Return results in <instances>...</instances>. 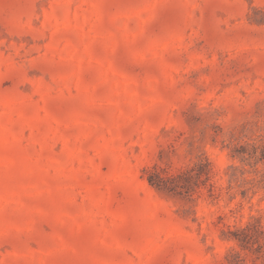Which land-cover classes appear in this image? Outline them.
<instances>
[{"label":"rangeland","instance_id":"rangeland-1","mask_svg":"<svg viewBox=\"0 0 264 264\" xmlns=\"http://www.w3.org/2000/svg\"><path fill=\"white\" fill-rule=\"evenodd\" d=\"M0 264H264V0H0Z\"/></svg>","mask_w":264,"mask_h":264}]
</instances>
